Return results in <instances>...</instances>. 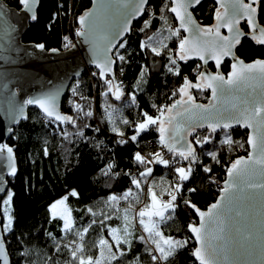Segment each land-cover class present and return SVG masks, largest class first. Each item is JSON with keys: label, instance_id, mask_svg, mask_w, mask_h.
<instances>
[{"label": "snow or ice", "instance_id": "1", "mask_svg": "<svg viewBox=\"0 0 264 264\" xmlns=\"http://www.w3.org/2000/svg\"><path fill=\"white\" fill-rule=\"evenodd\" d=\"M21 11L27 15V19L35 21L37 19L34 7L39 0H17ZM149 0H96V9L85 11L78 16L76 22L78 28L77 37L84 38V41L92 47L93 63L97 72L93 76H98L105 86L103 95L111 94L114 99L120 100L123 93L121 81L115 79V67L120 68L123 73V64L127 62L126 56L120 52L124 49L127 41L121 42L124 33L129 31L131 20L144 16L147 13ZM202 3V0H164L160 8V19L167 24L166 13H171L178 21V27L169 26L167 31L178 39L176 51L168 55V62L165 65L167 71L175 76L181 75L179 61H187L190 52L205 54L199 55V59L207 64L208 59L215 60L216 67L219 68L222 58L231 57L233 60L232 72L225 77L217 72L215 75L203 71L199 73L197 82L193 83L187 76L183 77V83L178 89L173 91V100L169 105L156 107L157 115H149L148 112H141L142 119L133 124L134 134L127 140L121 139L119 143L125 144L129 141L136 143L142 133L150 131L152 128L159 133V145L162 150L170 154L165 158L163 151H156L149 155H143L137 151L133 160L138 165H143L142 171L136 175L126 173L131 176L133 188L127 189L121 196L115 194L107 198L106 203L117 211L116 205L120 201L128 203L124 209L127 220V213L132 207L133 201L139 202V193L144 191L145 179L152 175L153 168L150 165H162L171 168L175 174L176 182L170 186L168 200H161L160 195L152 187L147 189V203L135 213L134 218L147 236H140V240L150 241L153 248L149 250L154 264H166L180 248L185 247L189 241L178 240L171 235L165 236L159 225H164L170 220L176 209L179 207L178 196H181L185 182L189 181L194 173V166L201 163L200 154L211 157L219 163L217 159L218 150L204 152L206 145L216 143L217 133L222 134L219 140L220 145L231 146L232 139L230 129L239 125L252 129L247 143L252 151L247 158H237L227 168V179L220 189L221 195L216 203H213L207 211H201L190 199H184L186 207L196 211L200 218L198 225L189 224V231L193 234L197 246L192 251V256L198 264H255L254 257L260 259V264H264V59H257L252 63H245L236 56L234 51L238 45L242 44L244 38L251 39L255 44L264 46V25H260L257 19L258 9L264 12V0H215L214 10L217 23L211 27H202L193 17V11ZM7 15L0 9V20ZM154 18V15L153 17ZM152 18L144 20V28L140 31L152 27ZM53 19H55V14ZM241 20H245L248 31H243L239 25ZM226 28L229 35L221 36L220 29ZM181 30L188 33L181 35ZM214 30V35H213ZM165 29H158L156 33L146 36L141 41L140 48L143 52H150L153 56L165 54L167 44L162 41ZM159 33V36L157 35ZM211 38V43L206 40ZM65 48L75 47L68 37L64 38ZM43 50L44 45H36ZM56 51V50H52ZM171 51V50H169ZM115 66V67H114ZM200 66L198 65L197 68ZM146 75L145 66L141 67L140 78L137 87ZM115 89V91H113ZM192 89L211 91V99L207 105L195 103V98L191 94ZM73 95H77V88H72ZM15 95V93H13ZM60 89L50 90L39 96L27 98L25 105L37 106L43 115L59 127L62 124H71L78 127L76 117L65 115L58 110V98ZM131 103H136L135 92L128 94ZM87 100V97H80ZM73 111L77 116L83 115L90 118L93 113L91 108L85 109L84 105L77 101H71ZM14 121L17 117L24 116V107L15 105L11 101L8 106ZM108 118L112 120V113H108ZM127 124V120H122ZM87 127V125H85ZM200 129L207 131L201 134ZM11 131V129H9ZM99 131V129H97ZM113 131L123 138L124 133L117 128ZM65 136L68 134L63 133ZM83 135L82 132L78 133ZM191 137V139H190ZM197 148L201 150L198 154ZM6 155L8 161L14 160V149L7 143H0V155ZM47 154V151H45ZM112 165L108 166L110 172ZM205 173H211L209 166H203ZM7 174L15 176L16 168L12 164L7 169ZM106 175L108 172L105 173ZM4 181L0 180V184ZM3 189L0 188V191ZM196 188H188L187 192L194 194ZM72 196H78L73 190ZM13 193L9 191L7 199L3 202L10 205ZM67 196L54 202L49 207L50 218L63 221L61 231L68 234H75L77 239L70 240L67 247L78 264H101L97 257H85L84 243L85 235L93 224L99 223L101 228L108 229V239L101 237L97 242V247H116L117 252L123 255L125 248L121 245H131L133 233L128 230V226L123 229L106 225L105 221L112 218L111 214L103 215L99 221L93 219L88 227L78 229L71 219L70 210L65 208L64 212L57 214L54 210L58 204L63 205ZM257 204L261 210L257 212ZM87 211L96 216L93 209ZM6 223L3 231L11 230L13 218L5 210ZM156 218V219H154ZM51 236V233H49ZM3 242L0 240V252H3ZM115 258V256H113ZM0 264H5L3 256H0Z\"/></svg>", "mask_w": 264, "mask_h": 264}, {"label": "trees", "instance_id": "2", "mask_svg": "<svg viewBox=\"0 0 264 264\" xmlns=\"http://www.w3.org/2000/svg\"><path fill=\"white\" fill-rule=\"evenodd\" d=\"M4 1L11 7L21 9L17 0ZM163 3L164 0L150 1L149 7L155 13L154 18L151 17L152 27L141 32L140 29L144 28V20L147 18L136 22L125 39L127 41L125 48L120 49L127 60L123 64L124 95L121 99L116 100L111 94L103 95L106 90L105 86L103 88L98 86L96 90L97 120L94 115L90 118H85L83 115L77 116L73 109L67 107L65 99L62 110L65 115L76 117L78 125V127H73L65 123L63 127L67 136L58 135L53 126L45 124L41 120L39 110L33 107L27 110V120L20 122L12 129L7 144L14 149L18 172L14 178L7 179L9 188L1 201L3 229L6 221L2 212V204L9 191L13 193L11 230L3 231L11 264H30V256L34 254L39 258L40 264L54 262L56 264L58 243L63 241L65 233L61 231L63 221L50 218L49 207L54 202L67 196V204L72 212L75 225L78 229H83L95 219L87 211L94 204L107 199L112 194L121 196L129 188H133L135 192L131 176L126 175V173L132 174L131 170L135 163L133 160L134 147L129 143H119L121 139L117 137L113 128L130 135L129 127L134 121L135 111L140 112V119H142L141 112L143 111L148 112L149 115H157L156 107L153 105H169L173 100L179 99L178 96L173 97L172 93L183 83L184 76L191 81H196L198 78L193 72L196 65L194 62H179L180 76L172 75L167 71L165 65L168 62V55L173 54L178 47L173 38H168L164 43L168 46L164 55L157 57L150 52L141 51V41L145 40L146 36L156 33L158 29L164 28L165 22L160 19V8ZM90 7V0H42L36 15L37 19L30 23L23 42L34 45L43 44L44 49L49 52L68 50L69 48L63 45V39L69 31L70 13L78 17ZM215 8L216 4L212 0H205L199 5L195 15L202 27H211L215 24ZM54 14L55 19H53ZM166 15L167 22L174 21L171 13H166ZM258 20L261 25H264V12L259 9ZM243 29L248 31L246 26H243ZM165 34L166 30L163 36ZM157 35L159 36V33ZM236 55L246 62H253L256 59H264V48L250 39H245L238 46ZM142 66L146 68V82L140 84V88H136ZM230 66L231 63L227 61L219 71L213 67L211 70L226 76L230 71ZM119 71L120 68L115 67V74ZM79 82L78 94L87 97V100H82L81 104L85 109L90 107L93 113L92 101L95 92L92 82L87 74ZM133 92L136 95L135 104L139 103V108L129 99L128 94ZM192 95L196 102L204 105L209 103V91L206 89L203 91L193 89ZM107 110L113 111L111 121L105 114ZM122 120H127L128 123H122ZM98 125L100 127H97ZM198 131L203 134L207 130ZM229 131L234 141L230 147L219 144L222 134L217 133L216 143L206 145L203 149L204 152L218 150L219 163L209 156L200 154L201 150L197 148L202 162L198 165V173L185 182L182 194L178 196L179 207L172 218L160 226L165 236L171 235L178 240L187 239L189 241L185 247L169 258L166 264H196L192 257V251L196 246L189 235L188 225L195 224L198 220L192 208L185 206L184 199H190L200 210L208 209L218 199V191L209 182V177L211 175L225 177L231 163L249 153L248 132L235 128ZM79 132L83 135H79ZM156 137H159V134L155 128H152L138 140L144 141ZM109 165H112L110 172L108 171ZM205 165L212 169L211 173L203 171ZM143 168L144 166L140 165L138 172ZM106 172H108L107 175ZM155 176H164V174L162 170H157ZM166 177L173 181L175 174L173 171L168 172ZM193 187L197 191L194 194L188 193L187 189ZM73 190L78 193V196L71 195ZM139 194H144V191ZM141 201L132 203L134 205L129 209L134 228L131 245L122 246L126 249L123 255L126 262L154 264L149 255L148 243L146 240L139 239L140 236L145 235L134 218L133 209L138 208ZM117 207L124 210L128 207V203L120 201ZM93 230L97 231L95 224L89 228L88 232ZM105 236L107 237V231H105Z\"/></svg>", "mask_w": 264, "mask_h": 264}, {"label": "water", "instance_id": "3", "mask_svg": "<svg viewBox=\"0 0 264 264\" xmlns=\"http://www.w3.org/2000/svg\"><path fill=\"white\" fill-rule=\"evenodd\" d=\"M41 1L42 0H39L38 4L34 7V11L36 15L39 11ZM90 1H91V7L88 10H95L96 0H90ZM150 1L151 0H149L147 9L149 7ZM204 1L205 0H202V2ZM212 1L215 3V0ZM198 7L199 6H197L196 9L193 11V17L201 25V23L199 22V20L195 15V11L197 10ZM0 9H3V11L7 13V15H4L3 19L0 20V143H7V140L12 133V129L20 122H24L27 120V110L29 107L36 108L37 110H39L41 115H43V113L37 106L24 104V101L27 98L36 97L45 92L58 88L60 89V96L58 98V110L61 113L65 114L62 110V106L69 93L72 84L75 81L80 80L84 76L87 68H93L96 70L97 68L93 63L92 47L89 43L84 41V38L80 37V40H78L77 45H75V47L73 48H69L68 50H56L50 52L46 51L45 49L41 50L38 47H36V45L34 44H26L23 42V39L29 29V25L32 22L31 20L27 19L28 14L23 13L21 9H17L9 6L4 0H0ZM171 16L173 17L174 21L178 26V21L175 20L172 14ZM144 17L145 15L131 20V23L129 25V31L124 33L121 42H123L130 34L134 24L136 22H141L142 20H144ZM257 19H258V13H257ZM216 23L217 21H215V24ZM243 26H246L248 30L245 20H241L239 25V27L243 31H245L243 29ZM181 33L184 36L189 35L188 33L183 32V30H181ZM220 34L221 36L229 35L226 28H221ZM213 35H214V30H213ZM205 39L209 40V42L211 43L210 37H206ZM245 39H249V38H244L242 42ZM238 46L234 50L235 52L237 51ZM261 47L264 48V46ZM201 54H205V53L203 51H201L200 53L190 52L189 53L190 58L186 62H198L202 65V72L207 71L208 73L215 75L217 72H213L211 70V67H213L216 71H219L220 68L225 64V62L229 61L231 63L229 73L232 72L233 60L231 59V57L228 56L223 57L220 67L217 68L215 60L213 59H208L207 64H205L204 61L200 60L199 55ZM244 62L246 64L252 63L246 61ZM227 76L228 75H226L225 77ZM115 79H116V75H115ZM206 90L209 91V97L211 99V91L208 89ZM13 93H15V95H13ZM10 101L15 105L24 107L23 117H17L16 120L14 121L12 114L8 110ZM195 103L202 104L201 102H195ZM234 128L247 131L248 137L252 133V129L241 127L239 125L234 126ZM9 129H11V131H9ZM248 146L250 153L252 149L249 144ZM6 155H7L6 153L0 155V180L4 181L3 184H0V188L3 189L2 191H0V240H2L3 242V249H4L3 252H0V256L4 257L5 264H11L10 256L3 236L1 201H2V197L5 196L9 188L7 179H12L16 176L18 172V167L15 156L13 161H8L6 159ZM247 156H241V157L247 158ZM12 164H14L16 168L15 176H11L7 174V169ZM226 179H227V175H226ZM192 210L194 211L197 217L198 221L196 225H198L200 222V218L196 213V211L194 209ZM207 210L208 209L201 211H207ZM256 210L257 212L261 210L259 204H257ZM189 235L194 240L195 246H197V243L193 238V234L190 231H189ZM193 259L194 262L198 264V261H196L194 257ZM253 260L255 261V264H260V259L258 257H254Z\"/></svg>", "mask_w": 264, "mask_h": 264}, {"label": "rangeland", "instance_id": "4", "mask_svg": "<svg viewBox=\"0 0 264 264\" xmlns=\"http://www.w3.org/2000/svg\"><path fill=\"white\" fill-rule=\"evenodd\" d=\"M167 33H168V31H167ZM167 33L164 36L165 38L162 41L163 43L167 42V40H168L167 37L169 35ZM146 78H147V73L145 75L144 80ZM192 82L196 83L197 80L196 81H192ZM142 83L143 82H141V84ZM136 88H138L137 85H136ZM192 92H193V89L191 90V94H192ZM143 134L144 133H142L141 136ZM140 137H138V138H140ZM163 174L166 177L167 174H165V173H163ZM155 178H156L155 175L154 176L150 175L148 177V179L145 180V182L147 180H151V181H148L147 182L148 184H146V186L143 184L144 194H139V200L140 201L142 200L141 203H142L143 206H144L145 203H147V189L149 187H152L153 190H156L157 192L159 191L158 193L160 195V199L161 200H165L166 201L169 198L167 193L170 190V186L172 184H174L173 183L174 180L173 181H170V180L167 181L168 178L167 179L163 178V179H160V180L157 179L156 182H155L154 181ZM163 180L167 181V184L169 183V187H167V186L164 187L162 185ZM6 199H7V197H6ZM106 201H107V199L101 200L100 202L94 204L91 207V209H93V211L96 213V216H94L95 220L99 221L100 219L103 218V215L111 214L112 218L110 220L105 221L106 225H110L111 227H116V228H121V229H123L125 226H128V230L131 232L132 229L134 228V225H133L134 223L132 222L133 218L131 216V213L129 212L130 214L127 216V220H125L124 219V217H125L124 210H120L117 207V205H116L115 207L117 208V211H113V208L110 207L109 204L106 203ZM133 203H136V201H133ZM132 205H134V204H132ZM11 207H12V201L10 202V205H5L4 203L2 204V212H3V215L5 217V221H6L5 210H7L8 215L11 216ZM65 208L70 210V208L68 207V204H67V200L65 201V203L63 205L58 204L57 208L54 211L57 214H61V213L64 212ZM70 214H71V219L73 220V216H72L71 210H70ZM154 219H156V218H154ZM95 226L97 227V231L93 230L91 232H88L85 235V238H84L85 239V243H84V255H85V257L92 256L93 259H96L98 257L100 259V261H101V264H126L124 255H121L119 252H117L116 247H115L114 244L110 248L109 247H104L103 249H101V248L96 246L98 240L101 237H104V238L108 239L110 243H112V240H111V237H109V235H108V229L107 228H101L99 223L95 224ZM105 231H107V237L105 236ZM89 233H90V235H89ZM144 234H145V236H147V233H144ZM74 239H77L75 234H68V235H65V238L63 239V241L58 243V248H57L58 256H57V259H56V264H78L77 261L73 260V257L71 255L69 249L67 247H65V245L70 240H74ZM113 256H115V258H113ZM29 263L30 264H40V260L34 254L33 256H30V262ZM47 264H50V263H47ZM52 264H55V262L52 263Z\"/></svg>", "mask_w": 264, "mask_h": 264}, {"label": "built area", "instance_id": "5", "mask_svg": "<svg viewBox=\"0 0 264 264\" xmlns=\"http://www.w3.org/2000/svg\"><path fill=\"white\" fill-rule=\"evenodd\" d=\"M153 15L155 16L154 11H153L150 7H148V9H147V13L145 14L144 19H145V18L149 19V18L153 17ZM76 19H77V16H75V15L71 12V13H70V19H69V23H70V24H69V31H68V33H67L66 36H65V37H68V39L71 40L72 44H74V45H77L78 40H80V37H77V36H76V31H77V28L79 27L78 24H77V22H76ZM169 26H172V27H178L175 21H173V22H167V24L164 23V28H165V30H166V33H167V28H168ZM167 34L170 36V33H169V32H168ZM181 35L184 36L182 33H181ZM169 36H168V37H169ZM65 37H64V38H65ZM171 38H173L174 40H176V42H177V46H178V39H177L176 37H174V36H172ZM65 43H66V42H65V40L63 39V45H65ZM64 47H65V46H64ZM179 62H183V61H179ZM194 63H195L196 65H195V68H194L193 72H194V74H195L196 76H199V73L202 72V65H201L200 63H198V62H194ZM198 65L200 66L199 68H197ZM93 72H97V70H96V69H93V68H87L85 74H87V75L89 76V78H90V80H91V82H92V87H93L94 92H95V97L93 98L92 106H93V115H94L95 119L97 120V107H98L97 104H98V99L96 98V90H97L98 86H99V88H103V87H104V84H103V81H101V80L99 79L98 76H93V75H92ZM85 74H84V75H85ZM122 77H123V73L121 74V72L119 71V72L116 74V79H117V81H121V82H122V85H123V87H124ZM73 87H76L77 90L79 89V87H80V82H79V80L75 81V82L72 84V86H71V88H70V90H69V93H68V95H67V97H66V100H67L66 105H67L68 108H71V109H73V105H72L71 101H77L78 103H81V101H82V100L80 99L81 95L78 94V91H77V95H73V93H72V88H73ZM99 101H100V99H99ZM131 105H132V104H131ZM134 105H135L137 108L140 107L139 103L134 104ZM137 110H138V109H137ZM108 113H112V115H113V111H112V110H107V111L105 112V114H106L107 116H108ZM41 120H42L45 124L53 126V128L56 130V132H57L58 135H63V132H64V127H63V126H64L65 124L60 125V126L58 127L56 123H54V122H50V121H49L46 117H44L43 115H41ZM139 120H140V112L135 111V113H134V121L131 123V125H130V127H129L130 135H128L127 133H124L123 138H121L120 136H117V137L120 138V139H125V140H127L129 137H131V135H132L131 133L134 134L133 124H134L135 122L139 121ZM97 127H100V125H98ZM128 143L131 144V145L134 147L133 156H134V153H136L137 151L141 152L143 155H146V156L149 155L150 153H153V152H156V151H163V153H164V155H165V158H169V156H170V154H168L166 150H162V149H161V146L159 145V137H156V138H153V139H152V138H151V139H146V140H144V141H139V140H137L136 143H133V142L129 141ZM243 156H247V155H243ZM199 159H200V158H199ZM201 163H202V162H201ZM201 163H200L199 165H201ZM139 166H140V165H138L136 162L134 163L133 168H132V170H131V172H132L133 175H136V174L138 173V167H139ZM150 166L153 168V174H152V176L155 175V173H156L157 170H162V172L165 173V174H168V172H172V169H171V168H166V167H164V166H162V165H159V164H156V165H150ZM197 170H198V165L194 166V173H193V175H196V174L198 173ZM225 179H226V176H225V177H221V176H219V175H211V176L209 177V182H210L213 186H215L216 190L218 191V197L220 196V193H221V192H220V189L223 187V184H224ZM148 181H151V180H147V181L145 182V186H146V184H148V183H147ZM175 182H176V179H174L173 183H175ZM120 206H121V204H120ZM142 206H143V205H142V203H141V204L139 205L138 208H134V209H133L134 215H135L136 212H138V211L141 209ZM136 223H137V219H136ZM196 223H197V222H196ZM196 223H195V224H196ZM137 225H138V227L140 228V226H139L138 223H137ZM140 229H141V228H140ZM143 233H144V232H143ZM144 235H145V234H144ZM146 242L148 243L149 248L152 249L153 246L151 245V243H150L149 241H147V240H146ZM193 242H194V240H193ZM149 255H150V254H149ZM150 258H151V255H150ZM151 260H152V259H151ZM152 262H153V261H152ZM153 263H154V262H153Z\"/></svg>", "mask_w": 264, "mask_h": 264}, {"label": "crops", "instance_id": "6", "mask_svg": "<svg viewBox=\"0 0 264 264\" xmlns=\"http://www.w3.org/2000/svg\"><path fill=\"white\" fill-rule=\"evenodd\" d=\"M166 176H167V175H166ZM163 178H166V179H167L168 177H165V176H159V177H156L154 181L156 182L157 179L160 180V179H163ZM168 180H169V178L167 179V181H168ZM167 181L163 180L162 185H163L164 187H165V186L169 187V183L167 184ZM154 191H156V190H154ZM156 192H157V191H156ZM158 192H159V191H158ZM158 192H157V193H158ZM158 195H159V193H158ZM129 214H130V213L128 212V213H127V216H128ZM124 215H125V214H124ZM160 226H161V225L158 224V228H160ZM131 232H132V231H131ZM130 239H131V237H130ZM122 246H124V245H121V247H122ZM180 249H181V248H180ZM124 253H126V251H124ZM170 258H171V257H170ZM125 263H126V264H133L132 262H125Z\"/></svg>", "mask_w": 264, "mask_h": 264}]
</instances>
